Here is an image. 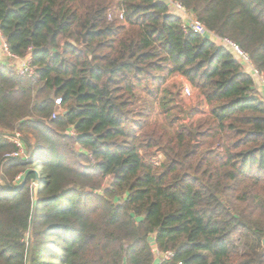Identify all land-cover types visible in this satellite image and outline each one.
<instances>
[{"label":"trees","instance_id":"1","mask_svg":"<svg viewBox=\"0 0 264 264\" xmlns=\"http://www.w3.org/2000/svg\"><path fill=\"white\" fill-rule=\"evenodd\" d=\"M177 1L264 75V0ZM0 34L33 68L0 61V264H264V99L227 49L156 0H0Z\"/></svg>","mask_w":264,"mask_h":264},{"label":"built area","instance_id":"2","mask_svg":"<svg viewBox=\"0 0 264 264\" xmlns=\"http://www.w3.org/2000/svg\"><path fill=\"white\" fill-rule=\"evenodd\" d=\"M166 5L168 13L178 16L181 20V25L184 31H193L206 36L209 40L214 42L218 46H222L227 49L237 61L240 62L243 69L248 72L254 79L255 86H260L264 90V75L263 73L254 67L248 54L241 49L235 42L224 36H218L208 31L201 21H199L189 10L185 8L177 0H156ZM120 19H123V14H120ZM3 52L9 58L14 60L13 66L20 75H31L33 68L30 66V55L24 58H18L12 55L8 51V47L3 42ZM183 92L186 95H190L191 91L187 84L183 85ZM10 140L17 146V151L7 154L9 157H20L23 153V141L20 138L19 133H15ZM152 252L155 260L166 261L173 258L174 253L172 251H160L156 246L152 248ZM181 264V263H179Z\"/></svg>","mask_w":264,"mask_h":264},{"label":"rangeland","instance_id":"3","mask_svg":"<svg viewBox=\"0 0 264 264\" xmlns=\"http://www.w3.org/2000/svg\"><path fill=\"white\" fill-rule=\"evenodd\" d=\"M183 85L182 82H177V80L175 81V79H172L171 81H169V83L167 84V87L170 88V90L173 93L177 94V100H179V106H181L182 111L177 113L178 117L181 121H183L185 123V125H189L190 122H193V119H195L196 115L193 116V105H197L200 104V107L203 108L202 103H200L199 98L200 96L197 94V92L195 90H193V88L191 87V85L189 83H187V85L190 88V95H186L183 92ZM168 97H171L170 95H168ZM158 109V108H157ZM176 113L175 110H173L172 113ZM186 112V118L183 119L184 113ZM158 115V116H157ZM154 117H158L160 120H164L163 116L161 113H154L153 118ZM18 178V177H17Z\"/></svg>","mask_w":264,"mask_h":264},{"label":"crops","instance_id":"4","mask_svg":"<svg viewBox=\"0 0 264 264\" xmlns=\"http://www.w3.org/2000/svg\"><path fill=\"white\" fill-rule=\"evenodd\" d=\"M3 42H4V40H3V38H2V36L0 34V61L3 62V63H5V64H9V63L13 64L14 60L9 59L5 55V53L3 52ZM176 80H177V82H182V84H187V82L184 81L183 79H181L180 77L175 78V81ZM255 88H256L257 92L260 94V96L263 97V99H264V90L262 89V87L255 86ZM199 100H200L199 102L202 103L201 97L199 98ZM203 107L205 108L206 106L203 105ZM153 238H154V235L152 237V240H153ZM155 246L156 245L152 242L151 243V248H154Z\"/></svg>","mask_w":264,"mask_h":264},{"label":"water","instance_id":"5","mask_svg":"<svg viewBox=\"0 0 264 264\" xmlns=\"http://www.w3.org/2000/svg\"><path fill=\"white\" fill-rule=\"evenodd\" d=\"M186 118V112L184 113V116H183V119H185ZM186 127L188 128V126L186 125ZM189 129V128H188ZM194 135V137H196V134H193Z\"/></svg>","mask_w":264,"mask_h":264}]
</instances>
